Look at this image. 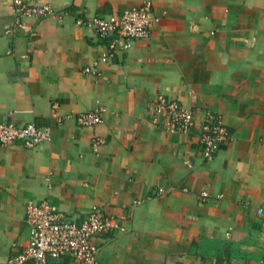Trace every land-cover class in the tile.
<instances>
[{"label":"crops","instance_id":"obj_1","mask_svg":"<svg viewBox=\"0 0 264 264\" xmlns=\"http://www.w3.org/2000/svg\"><path fill=\"white\" fill-rule=\"evenodd\" d=\"M25 1L54 15L5 34L13 17L0 0V120L47 126L50 140L0 145V264L27 242L24 206L40 199L74 223L93 206L117 219L122 230L94 236L98 264H264V0H150L148 36L106 61L114 34L79 20L143 0ZM157 94L191 110L195 127L154 126ZM96 106L100 123H74ZM205 112L229 133L211 159L196 138Z\"/></svg>","mask_w":264,"mask_h":264},{"label":"built area","instance_id":"obj_2","mask_svg":"<svg viewBox=\"0 0 264 264\" xmlns=\"http://www.w3.org/2000/svg\"><path fill=\"white\" fill-rule=\"evenodd\" d=\"M12 24L4 26L5 34H12L20 27L26 17H43L54 15L48 6L28 3L25 0H8ZM82 25L91 27L100 38L109 34L114 36L107 42L99 60L106 61L119 49H127L131 42L148 36L150 29L157 23L158 17L151 12V1L143 0L141 4L124 9L117 15L98 16L79 20ZM84 72H89L84 67ZM104 109L79 111L72 115L74 123L80 127H92L102 121ZM66 117L57 118L61 123ZM148 120L156 127L169 134H185L195 127L191 110L183 107L176 99L157 94L148 107ZM197 144L204 159H211L229 133L217 114L205 112L197 127ZM50 140V128L36 126L33 123L14 125L0 120V145L15 141L25 149H32L40 143ZM162 192L161 188L157 189ZM205 196L206 193H200ZM133 202H137L136 200ZM258 214L262 213L258 209ZM24 220L28 230L27 242L20 249L7 257L6 264H43L67 256L74 264H98V247L94 236L113 230H122L119 222L112 215L102 213L97 207L89 209L86 217L79 223L68 221L59 212L52 209L47 199L27 201L24 206ZM264 225V218L261 219ZM220 264H226L222 261Z\"/></svg>","mask_w":264,"mask_h":264}]
</instances>
